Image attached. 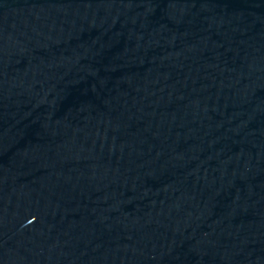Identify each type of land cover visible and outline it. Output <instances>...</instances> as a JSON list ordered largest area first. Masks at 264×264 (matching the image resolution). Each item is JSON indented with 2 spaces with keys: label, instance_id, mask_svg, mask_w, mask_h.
<instances>
[{
  "label": "water",
  "instance_id": "1",
  "mask_svg": "<svg viewBox=\"0 0 264 264\" xmlns=\"http://www.w3.org/2000/svg\"><path fill=\"white\" fill-rule=\"evenodd\" d=\"M0 264H264V0H0Z\"/></svg>",
  "mask_w": 264,
  "mask_h": 264
}]
</instances>
